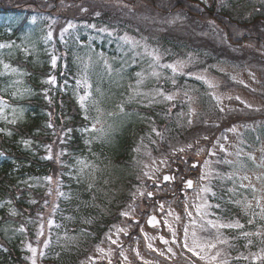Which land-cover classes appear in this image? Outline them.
Wrapping results in <instances>:
<instances>
[{"label": "rangeland", "instance_id": "374dc122", "mask_svg": "<svg viewBox=\"0 0 264 264\" xmlns=\"http://www.w3.org/2000/svg\"><path fill=\"white\" fill-rule=\"evenodd\" d=\"M92 1L95 0L68 5L69 3L61 0L56 10L49 13L34 11L24 5L20 6L23 10L19 14L0 15V26H2L0 28H5L7 31L11 30L8 28L22 23L21 29L13 39L0 38V44L8 45L0 48V60L19 69V73H24L20 75L5 72L3 65L0 64V73H4L0 75V96H3L9 105L4 109V115L8 120L13 118L12 108H23V117L19 118L17 113V118L25 123L26 104L34 101L39 97L38 95L42 97L45 90L47 93L55 90L54 94L57 97L64 96L76 104V80L84 75L85 70L81 62L83 61L88 63L86 76L91 85L90 91L93 98L99 101L98 106L103 111L101 124H97V128L102 126L106 130L104 133L82 131L90 126L91 120L84 119V113L77 103L80 112L74 124L64 120L67 126L63 130H59V127L52 128V140H46L42 144V149L46 152L43 158L51 163V168L39 178L26 181V184L29 182L27 184L29 188L37 190L40 197V199H31L36 201L34 209V205L31 204V207L27 208L33 209V213L21 216L20 223H17L16 219L5 222L2 227L3 232L9 239L17 237L20 239L24 264H30V261L25 259L26 256L31 255L25 247L27 243H32L38 249L43 248L45 253L49 248L52 251L51 247H54L55 252L53 253V250L52 255H56L60 250L82 248V253L75 264L86 261L89 255L98 256L99 253L95 251V246L98 244L106 250L110 246L114 249L110 257L112 264H144L145 261L148 264H206L183 246L184 226L188 225V243L192 246L193 226L190 221L194 219L197 224L204 223V220L197 215L195 207L203 202L197 199L201 187L207 184L219 195L225 191L227 200L223 202L226 203L229 199L226 189L232 187L230 181L221 180L216 176L211 177L210 184L208 181L200 180L201 173L209 169L222 175L233 171L228 165L218 163L225 158V153L219 151L216 145L217 139L221 138L219 143L226 146L228 153L243 149L244 152L254 154L257 163L264 154L261 152V149H264V0H197L200 2V5H195L197 10L207 8L212 13L224 14L225 26L210 17L196 19L179 10L160 14L147 5L140 4L133 7L127 5L124 0H102L91 3ZM10 4L9 1L8 5ZM97 12L100 15H96ZM106 15L110 18L104 17ZM69 24L73 27L69 28ZM226 27L228 31L224 30ZM102 28L107 31H100ZM65 29L67 30L64 31ZM49 32H51L50 37ZM125 35L140 41L141 44H147L150 50L157 49L162 64L188 60L191 57L192 63L185 72L202 74L216 86L209 88L203 81L187 74H177L176 85L173 86L171 80L165 79L173 75L171 70L158 69L162 71L161 80L158 82L155 78H148L141 91L150 92L153 88L162 86L167 93H178L176 100L166 102L160 97V103L147 107L143 106L148 104L147 97L140 98L142 104L135 101L128 103L129 86L135 85L136 73L150 72L152 69L149 65L152 60L144 53L143 47L133 49L120 39ZM257 39H261V42L258 43ZM53 56L57 58L55 67L52 66ZM37 67L40 73L39 78H36V84L39 88L34 87L30 78V72ZM50 76L55 77V84L47 82ZM17 80L21 83L10 87ZM18 89L21 91L30 89L31 94H25L23 98H13L11 93ZM36 89H39L38 94ZM185 91L188 92L191 100L184 96ZM79 94H83V87L79 89ZM213 95L219 98V105L217 100L213 99ZM121 103H124V112H120L118 108ZM246 104L251 107H246ZM220 107L224 108L223 112L219 110ZM189 108L194 110L191 117L188 115ZM169 109H171L170 113ZM108 113L112 115L109 116ZM181 113L184 115L181 116ZM88 114L91 117L97 115L94 108H90ZM189 118L193 121L190 125ZM153 121L154 126L164 132L163 140L151 132ZM1 123L9 124L4 119H0ZM233 127L236 131H229ZM69 136L71 141L70 138L68 139ZM76 136H79L80 140L76 141ZM224 136L227 140L222 139ZM85 140L90 143L86 144ZM188 144H192L193 147L187 148ZM49 145L50 151L46 147ZM137 147L140 149L139 152L134 151ZM113 148H118L120 155L126 150L123 152L124 159L118 157V160L123 159L124 163L117 162L116 154L111 153L114 152ZM179 148L185 150L175 153L172 151ZM200 149L203 151L197 155ZM209 150L216 152L217 155H209ZM49 155L51 159L47 158ZM227 158L235 159L234 156ZM162 159L165 160L164 164L160 163ZM183 159L187 160L186 163L182 161ZM205 160L210 162L207 167L204 165ZM78 161H84L89 167L81 172L83 165ZM195 161L198 162L197 167L191 165ZM179 163L182 165L181 170L186 174L189 170L193 171L191 178L194 186L189 191L186 190L183 195H179L177 190L176 194L166 195L175 191L173 185L164 186L172 180L162 182L161 186L156 187L152 180L143 177V173L149 171L154 174L156 181L160 182L164 174L174 176L171 173ZM246 164L245 171L250 176L264 171L256 168L251 161H246ZM144 165H148V168ZM156 168H159L158 172L155 171ZM178 175L175 173L177 182ZM45 177H51V182L45 180ZM138 177L144 179L143 184L137 179ZM58 181L59 190L67 195V199L57 197ZM252 182L257 183L254 176ZM89 184L93 185L91 189L88 187ZM257 186L260 185L257 183ZM137 187L152 192L153 196L162 203L163 208L161 209L158 203L146 196L138 195L133 201L131 193L135 192ZM50 190L51 195H48ZM203 195L210 205L206 209L209 215L205 219L214 220L219 216L223 222L240 219L241 223L247 225L249 217L243 215L240 208L228 203L236 209L237 214L233 218L223 216L221 214L223 210L214 207L219 204L216 203V195L213 196L211 192ZM45 201L48 202L46 205ZM65 201L72 205V208L75 206L74 210L94 203L98 211L107 217L110 216V224L99 237L88 230L90 235L80 234L81 229L75 230L71 226L72 220H69V229L65 230L63 228L65 225H61L58 219L62 213L61 204ZM129 204L134 206L131 216L129 218L120 216V212L127 210ZM169 212L172 215H168ZM187 212H191L192 216L189 217ZM38 213L42 214V218ZM150 213L159 219L160 223L156 227L146 224ZM68 216L63 215L65 221H68L66 219ZM177 216L180 217L179 220L176 219ZM49 218L55 221L51 228L47 224ZM165 220L171 224L176 233L175 243L172 232L164 224ZM41 223L44 225V235L37 238L36 233ZM21 225L25 228L24 232L19 231ZM112 225L126 228L129 233L127 236L121 233L119 237L122 250L128 256L127 261L119 255L121 249L116 245H110L108 242L101 244L105 233ZM255 230V226H246L244 229V231ZM235 231L241 238L237 230H222L223 236L229 238L231 245V247L222 246L233 258L230 259V264H233L231 262L252 264L251 254H259L264 249V244H261L259 238L252 237L253 244L250 247L243 246L237 250L231 242L233 239L231 234ZM66 233L69 236H76L75 242L66 241L64 239ZM144 233H147L148 241ZM161 237L172 241L165 245L164 242L159 241ZM115 238L113 236V239ZM45 239L50 240L47 248L43 245ZM241 240L244 245L247 243L244 238ZM148 242L152 243L153 248L163 251L165 255L160 256L159 252L149 249ZM168 247L172 248V253L167 252ZM133 249H136L143 259L137 258ZM241 253L249 256V260L234 259ZM42 259L37 257V264H44ZM108 259L105 257L103 261H98V264H108Z\"/></svg>", "mask_w": 264, "mask_h": 264}, {"label": "snow or ice", "instance_id": "6c2138e0", "mask_svg": "<svg viewBox=\"0 0 264 264\" xmlns=\"http://www.w3.org/2000/svg\"><path fill=\"white\" fill-rule=\"evenodd\" d=\"M82 11H87V9H81ZM96 15H100L99 12L96 13ZM69 28L73 27V25L69 24ZM89 27H95V25H89ZM65 29L64 31H66ZM100 31H107V29H100ZM48 36H51V32L48 33ZM121 40H123L127 45H129L131 48L135 49L137 47H143L144 53L149 56L152 60V63L149 65V68L152 70L148 73L144 72H138L136 73V83L134 86L130 85V95L127 97V102L132 103V102H137V103H143L142 99L143 97L148 98V104L143 105L145 107L150 106L151 104L154 103H160L161 100L159 99L160 97L163 98V101L166 102H173L176 100L178 93H167L163 89L162 86H157L153 88L150 92H143L141 91V88L148 78H155L158 82L161 80L162 77V71L163 69H168L171 70V73L173 74L171 77H165V79L171 80V83L173 86L176 85V79L175 76L177 74H187L190 76H194L195 79L203 81L205 84L208 85L209 88H214L216 85L208 80L204 75L202 74H195L191 72H185L187 69L188 65L192 63L191 57H189L188 60H177L173 63L169 64H162L161 61V56L158 52L157 49H149L147 44H141L140 41L135 40L134 38L128 37L127 35L120 37ZM8 47V45L5 44H0V48ZM102 55V54H101ZM56 57H52V66L55 67L56 65ZM78 60L80 58H77ZM83 67H84V75L82 76L81 79L76 80V85H77V103L79 104L81 110L84 113V119L85 120H91V124L89 127H85L82 131L86 133H91V132H99V133H104L106 130L104 127H99L97 128V124H101V117L103 115L102 109L98 106L99 101L93 98L92 92L90 91L91 85L88 83L87 76H86V70L88 68V63L83 62ZM0 64L3 65V68L5 72H11V73H19V69L12 67L11 65L4 63L2 60H0ZM160 69V70H158ZM20 75H24V73H19ZM0 75H4V73H0ZM234 79V78H233ZM51 84H55L56 80L55 77L50 76L48 78V81ZM20 81H14L13 85L20 84ZM67 83V82H66ZM240 83H243V81H240ZM83 87V94H79V89ZM99 91V89H97ZM25 94H31L30 89H24L23 91L17 90L13 91L11 93L13 98H23ZM184 96L187 97L189 100H191V97L188 96V92H184ZM45 99H49L47 95V91L45 90ZM213 99H216L219 105V98L213 95ZM231 99V97H229ZM236 99H240L239 97H236ZM51 103V101L49 100ZM242 103H245L242 101ZM175 105L173 104V107ZM246 107H251V105L246 104ZM6 107H9L7 101L3 96H0V119L6 120L8 123L15 125L18 122L17 118V113H19V118L23 117L24 114V109L23 108H12L11 112L13 115V118L11 120H8L7 116L4 115V109ZM90 108H94L97 115L95 117L89 116V110ZM118 108L120 112L125 111L124 103H121L118 105ZM221 112L224 111L223 107H220L219 109ZM168 112H171V109L168 110ZM194 110L189 108L188 115L189 117L192 116ZM107 115L111 116L112 113H108ZM181 116L184 114L181 113ZM49 116H51V113H49ZM192 119L189 118L188 124H192ZM152 127H151V132L154 133L157 137L160 138V140L164 139V132L162 130H159L157 127H155V122H152ZM49 128H53V124L49 123L47 125ZM111 126H109L110 128ZM67 131H71V129H67ZM229 131H236L235 127L229 129ZM0 132H5V129L0 128ZM7 135H12V133L6 132ZM143 139V138H142ZM204 139H207V137H204ZM221 138L217 139L216 145L219 147V151L221 153H225V158L223 160L218 161V163H222L224 165H228L233 169V171L227 173L226 175H222L219 172H215L214 170L209 169L207 172H202L200 176L201 181H208L209 184L211 182V177L216 176L217 178L221 180H227L232 183V187H229L226 189V194L229 195L228 203H231L235 205L236 207L241 209V212L243 215L249 217L247 219V225L244 223H241L240 219H234L231 220L230 222H223L219 216L216 217V219H205L209 213L206 211L210 205H208L207 201L204 199L203 194H207L209 192L212 193L213 196L216 195L215 192L212 191V188L209 187L207 184L203 187L200 188V192L197 194V199L202 200L203 202L201 204L195 205L197 209V215L200 216L203 220L204 223L197 224L196 220H191L190 223L193 226V230L191 232V245L189 246L188 240H189V229L188 225L186 224L184 226V241H183V246L187 249L188 252L192 253L193 255L199 257L201 261H205L206 264H230V259H233L230 257V255L224 250L222 246L228 245L231 247L229 244V238L223 236V229H230V230H237L239 232V236L241 238H244L247 243L244 245L245 248L250 247L253 244L252 237H256L260 239L261 244H264V171H260L259 173H254V179L255 181L260 185L259 187L257 186V183H253V176H250L246 171V161H251L252 164L258 168L264 170V154L261 155L259 163L256 161V157L252 153H247L244 152L243 149H237L233 153H228L227 148L224 144L219 143V140ZM222 139L227 140V137L224 136ZM25 146H28L30 144V141L28 140H23L22 141ZM85 143L88 144L90 141L85 140ZM152 143H156V141H152ZM48 147L49 151L51 150V146H46ZM187 148L191 149L193 147L192 144H188L186 146ZM139 147L134 149V151L139 152ZM185 149L184 148H179V149H173L172 151L175 152H183ZM200 151H203V149L198 150L197 155H199ZM261 152L264 153V149H261ZM0 155H3V153H0ZM209 155H217L216 152L209 150ZM229 156H234L235 159H229L227 157ZM48 159H51V155L47 157ZM78 163H81L83 167L80 169L81 172L84 171L85 168H88L89 165L85 163L84 161H78ZM161 164L165 163V160L160 161ZM209 161L205 160L204 165L207 167L209 165ZM153 164H155V161H153ZM193 167H197V164H193ZM145 168H148V165H144ZM155 171H159V168H156ZM243 172V174H241ZM143 177L147 178L148 180H152L154 183L156 182V177L154 176L153 173L149 171H145L143 173ZM45 180L51 182L52 178L51 177H45ZM140 180V183H144V179L141 177L137 178ZM163 179L165 181L169 180H175V176H169V175H164ZM185 189H192L194 184L192 180H184L183 181ZM89 189L93 187V185L89 184ZM48 195H51V190L49 191ZM133 201L136 200L137 196L139 195L140 197H152L154 194L152 192H146L145 190H142L141 188L137 187L136 191L131 193ZM57 197H64L68 198L67 195L59 190V181L57 182ZM11 203V201H9ZM30 203L35 204V200H31ZM45 205L48 203L47 201L44 202ZM217 209L221 208L220 204H216L214 206ZM58 208V206H57ZM163 208V205H161V209ZM56 208L53 209L55 211ZM78 210V209H77ZM185 210L187 211V204L185 205ZM134 211V206L133 204L128 205L127 210H122L120 212V216L129 218L131 216V213ZM12 215H16L17 212L15 209H12L11 211ZM168 215H172L171 212L168 213ZM187 215L189 217L192 216L191 212H187ZM38 216H41L42 214L38 213ZM68 220H72V216L66 217ZM177 220L180 219V217H176ZM83 223L86 224H91L92 219H85ZM148 223L150 225L155 226L156 224L159 223L157 221L155 216H149L148 217ZM47 224L49 228H51L54 224L55 221L51 218L47 220ZM164 224L168 227L169 231L172 232L173 236V243L176 242L175 237L176 233L172 229L171 224H168V221L165 220ZM56 227H60L61 225H55ZM246 226H255L256 230L255 231H244ZM43 223L39 225V230L37 231L36 235L37 238L40 236L44 235L43 232ZM197 229L199 231H197ZM214 230V234H213ZM19 231L24 232L25 228L23 225H21ZM141 232L143 233V228H141ZM123 233L125 236L129 235L128 231L126 228H121L117 225H112L109 228V231L105 233L104 238L101 240V244L108 242L110 245H116L118 249H121L119 252V255L123 258L124 261L128 260V256L125 254L124 250H122V246L119 242V237L120 234ZM80 234L82 235H90L88 233L87 229H81ZM113 236L116 238L113 239ZM146 241L149 240L147 233H144ZM64 239L68 241L69 243H73L76 240V236H69L67 233L64 236ZM161 240H163L165 245H168L169 241L165 240L163 237H161ZM50 244V240L45 239L43 241L44 248H47ZM27 248L28 252L31 253L30 256H26L25 259L30 261V264H37V257H44L45 256V251L43 248L38 249L37 247L33 246L32 243H27L25 245ZM147 247L149 249H152L154 252H159L160 256H164L165 253L163 251H159L158 249L153 248V245L151 242L147 243ZM95 251L99 253L98 256L94 255H89L86 258V261H81V264H98V261H103L105 257H108V264H112V261L110 259L112 252L114 249L110 246L107 250L104 247H101L100 244L95 246ZM133 251L136 253L137 258L143 259L140 257V253L136 250L133 249ZM168 253H172V248L168 247L167 249ZM234 259L236 260H249V256H245L242 253L235 257ZM251 261L252 264H256V262H260V264H264V249L261 250L259 254H251ZM144 264H148L147 261L144 262Z\"/></svg>", "mask_w": 264, "mask_h": 264}, {"label": "trees", "instance_id": "16d2710c", "mask_svg": "<svg viewBox=\"0 0 264 264\" xmlns=\"http://www.w3.org/2000/svg\"><path fill=\"white\" fill-rule=\"evenodd\" d=\"M9 1L11 2L10 5H8ZM59 1L61 0H0V15L19 14L22 12L23 9L21 7L24 5L31 7L34 11L49 13L56 10ZM63 1L65 3H69L68 5H76L79 3L88 2L89 0ZM124 1L127 3V5L133 7L140 4L147 5L160 14H169L175 10H179L196 19L210 17L213 20L218 21L221 25L225 26V22L223 21L224 14L212 13L207 8H204L205 10H197L195 5H200V2L197 0ZM98 2H102V0H95L91 3ZM104 17L110 18L109 15ZM21 27L22 23L8 28L11 29L9 31H7L5 28H0V38L13 39ZM224 30L228 31V28L226 27ZM228 38L230 39L229 35ZM257 42L260 43L261 39H257ZM39 73L38 67L36 69L33 68V70L30 72V78L35 88H39L38 84H36V78H39ZM38 90L39 89H36L37 94L39 93ZM54 91L51 92L50 90L49 93H47L49 97L47 100L45 99V92H43L42 97L38 95L39 97L34 99V101L26 104L27 108L25 123L18 120L15 125L10 123L0 124V128L5 129V132H0V153H3V155H0V264H24L22 254L23 250H21L22 247H20V239L18 237L16 239H9L6 234H4L2 227L5 222L10 221L11 219H16L17 223H20L22 218L21 216H24V214L29 215L33 213V209L35 208L36 204L30 203L31 199H40V197H38L37 190L29 188L27 185L29 182L26 184V181L33 178H39L41 175L46 174L47 169L51 168V163H49L47 159L43 158L46 152L44 149H42V144L44 141L49 139L52 140L51 134L53 133V129L49 128L47 125L53 122V128L59 127V130H63V128L67 126V122H64V120H68L74 124V121H76L80 112L77 103L73 104L72 101L64 98V96L57 97L54 94ZM52 111H54V113H51ZM49 113H51V116H49ZM9 131L12 133L10 136L6 134V132ZM69 138L70 136L68 139ZM23 140L30 141V144L25 146V144L22 142ZM75 140H80L79 136H76ZM69 141H71V138ZM112 151L114 152L111 153L116 154L117 162L124 163L123 152L126 150L122 152V155H120L121 153H119L120 150L118 148H113ZM118 157L123 159L118 160ZM224 193L225 191L220 195L216 194V203L221 205V209L223 210L221 214L223 216H230L233 218V216L237 214V211L234 207L228 204V201H226V203L223 202V200H227ZM9 201H11V203H9ZM75 203L77 204L76 200ZM30 204L32 206L34 205L32 210L27 209L31 207ZM61 205L62 213L58 216V219L61 225H65V227H63L65 230H68L70 225L69 220H64V214L73 217L71 226L75 230L87 229L88 231H91L92 234H97L98 237L100 233L110 224V216L107 217V215L98 211L99 209L94 205V203H89V205L83 206L82 208L79 207L78 210H74L75 206L72 208V205H69L66 201ZM12 209L16 210V215L11 214ZM89 218L92 219L91 224L83 223L85 219ZM226 233H228V230ZM231 235L233 238L231 241L233 247L235 246L238 250L244 246L243 240L237 236L236 231ZM86 244L87 243H84V245ZM51 248L53 251L54 247ZM49 249L46 251L45 256L42 257L44 264H75L78 256L82 253V248H75L70 249V251L60 250L59 252L57 251L58 253H56V255H52V251ZM54 252L55 250L53 253ZM231 263L239 264V262Z\"/></svg>", "mask_w": 264, "mask_h": 264}, {"label": "flooded vegetation", "instance_id": "af4514ba", "mask_svg": "<svg viewBox=\"0 0 264 264\" xmlns=\"http://www.w3.org/2000/svg\"><path fill=\"white\" fill-rule=\"evenodd\" d=\"M182 161H184L185 163H186V161L187 160H185V159H183ZM197 164L198 165V162L197 161H195V162H193L191 165H193V164ZM181 163H179V165L178 166H176L175 168H174V170H173V172L171 173V175H174L175 176V173H177V174H179L178 175V178H179V181L177 182L176 181V178H175V180H172V182L171 183H165L164 184V186L165 185H168V187L169 186H174V188H175V191H173V193H169V194H166V195H171V194H176V190L179 192V195H183L184 194V192H186V189H185V187H184V184H183V181L184 180H193L192 178H191V176H192V173H193V171H191V170H189L188 171V174H186L183 170H181ZM163 183H161L160 184V182H158V181H156L155 182V186L156 187H159V186H161ZM163 186V187H164ZM165 195V196H166ZM153 202H155V203H158L159 204V206H161L162 205V203L161 202H159L158 201V199L155 197V196H152V197H149ZM158 212L160 211L159 210V208H158V210H157ZM150 214H152V213H150ZM149 215V214H148ZM154 215V214H153ZM159 225V224H158ZM157 226V225H156ZM156 226H151V227H156ZM171 242V241H170Z\"/></svg>", "mask_w": 264, "mask_h": 264}, {"label": "water", "instance_id": "95a60500", "mask_svg": "<svg viewBox=\"0 0 264 264\" xmlns=\"http://www.w3.org/2000/svg\"><path fill=\"white\" fill-rule=\"evenodd\" d=\"M164 175H169V174H164ZM164 175H163V176H164ZM163 176H162V182H166V181L163 179ZM149 216H154V215H149ZM149 216H148V217H149ZM156 219H157V221H159L158 218H156ZM146 223H147V225H149V226H153V225H150V224L148 223V218H147V220H146ZM158 224H159V223H158ZM158 224H156V225H158ZM160 241L163 242V240H161V239H160Z\"/></svg>", "mask_w": 264, "mask_h": 264}]
</instances>
